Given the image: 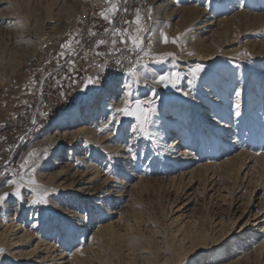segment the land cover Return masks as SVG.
<instances>
[{
    "label": "rangeland",
    "instance_id": "obj_1",
    "mask_svg": "<svg viewBox=\"0 0 264 264\" xmlns=\"http://www.w3.org/2000/svg\"><path fill=\"white\" fill-rule=\"evenodd\" d=\"M81 1L63 0L57 15H54L57 11L54 12L52 6L46 15L42 10V0H5L6 3L0 5V14L20 17L19 22L7 19L0 23V132L6 130L9 137L5 141L8 145H4L0 157V166L12 153L11 159L0 168V184L7 179L21 180V177L26 182L31 177L20 167L21 154L29 146L37 149L50 144L44 136L56 128L54 120L67 109L79 107L88 110L82 122H88L93 128L99 125L104 127L116 115V122L109 124V132L119 137L117 141L114 140L117 143L115 145H122L120 147L128 150L133 160H136L134 162L139 164L137 179L134 180L137 184L129 198H124L126 206L123 202L121 205L120 201L116 202L117 209L120 207L122 211L118 213L117 210L114 216L103 215L102 209L90 210L88 215L85 211L81 212L83 229L76 237L79 240L82 237V245L90 244L91 234L97 227L110 228L118 239L112 243L113 246L101 249L102 252L97 255L93 252H97L96 249L89 250L84 261H79L80 264H99L101 258L110 264H144L145 258L154 249L157 253L168 251L166 255L171 254L173 261L186 257L187 264H212L218 261L214 256L217 246L210 248V240L232 230V211L235 208L239 212L264 209V133L250 130L248 115L244 113L250 106L249 110L257 111L264 121V0H128L127 4L121 3L127 12L122 11L116 17L119 22L117 26L129 27L120 18L132 21L139 10L141 22L149 30L142 35L150 38L152 44L151 48L145 46V51L150 52L149 56L139 53L141 63L147 65V70L139 67L140 82L135 85H153L155 77L160 74L171 71L181 73L174 64L170 65L178 57L172 55L177 48L172 43L175 37H180V47H195V51L202 53L199 56L209 57L193 62L202 68L195 76L181 73L177 86L172 87L182 91L177 102L173 104L163 98L161 104L151 107L146 133L139 132V122L134 116L115 114L113 109L101 106L104 92L122 98L121 106L117 108L124 106L125 92H131L129 99L134 95L145 96L140 95L134 86L120 89V85H115L110 90L108 84L111 81L107 80H101L98 84L86 82L84 85H52L53 82L47 80L42 90L43 103L39 105V83L58 62H62L59 55L61 51L65 52V57L70 54L68 49L61 48L62 44L70 40L74 52L81 45H84L86 52H93L96 60L89 73L94 69L97 75H101L99 64L110 54L123 58L128 66L137 60L132 46L129 44L125 48L120 45L118 37L115 50L110 43V36L104 37L109 41L105 45L97 46L99 38L87 40L85 34L90 25H77V17L87 11L92 15V20L99 23L96 36L104 35V29H110L112 25H108L99 13L109 5L105 0ZM163 5L164 8H160ZM171 8L181 10V17L172 20ZM34 22H38V29L36 33L28 34L32 27L30 24ZM135 27L132 24L129 30L134 31ZM197 27H202L201 32H194L190 42L189 33ZM165 36L168 43L164 42ZM97 52L103 55L97 56ZM157 57H163L162 61L157 62ZM82 64V60H75L74 70H67V75L79 72ZM123 79L120 77L112 81L121 84ZM237 90L244 94L243 100L236 97ZM146 98L148 94L143 99ZM223 99L229 110L212 113L214 107L223 105ZM217 101L220 103L217 104ZM238 102L241 106L239 109L234 107ZM203 105L206 109H203ZM211 115L212 119L207 117ZM198 118L209 126L225 125L227 128L222 133L214 130V127L207 131L197 125ZM164 132L175 134L167 142L185 136L183 138L187 144L183 150L192 155V159L179 171L184 173L182 177L177 173L174 180L172 166L168 165L164 157L163 139L160 138ZM209 132L226 142L234 139V143L219 144L214 149L211 145L203 146V143L212 141ZM111 144L114 145V142L108 143ZM199 154L202 157H198ZM65 155L69 156L67 152ZM38 162L36 155L29 165ZM118 163L124 164L121 157L114 161L102 158L99 162L107 170L106 174H110L109 178L116 177L121 183L129 182L124 174H118L122 171ZM31 221L29 218L25 220L26 229H30ZM244 222L238 223L237 228ZM79 223L68 224L78 229ZM49 226L45 230L50 234L51 243L61 246L67 253L77 248L79 241H73V231L70 232L71 241L66 242L64 238L60 240V234L61 237L64 234L60 233L56 220H52ZM3 230L4 227L0 232ZM205 234L209 237L206 241L208 249L202 244ZM132 239H135V244L130 243ZM93 243L90 245L95 247ZM234 244L237 243L229 239L223 247L231 248ZM230 252L231 249L224 250L223 256H232Z\"/></svg>",
    "mask_w": 264,
    "mask_h": 264
},
{
    "label": "bare ground",
    "instance_id": "obj_2",
    "mask_svg": "<svg viewBox=\"0 0 264 264\" xmlns=\"http://www.w3.org/2000/svg\"><path fill=\"white\" fill-rule=\"evenodd\" d=\"M42 1V10L45 11L46 15L50 13V6H52V9L54 7L53 11H57L54 13V15H57V13L60 11V8L62 7L61 4L63 2V0ZM5 3V0L0 1V5ZM164 6L165 5L161 6L160 8H164ZM176 9L177 8L170 9L172 20L181 17L182 11ZM82 12L83 11H81V13ZM12 15L0 14V23L7 19L18 20L19 22V15H16L15 17ZM30 25H32V27L30 26L31 28H28L29 33H25H36L35 31H37L39 26L38 22H34ZM202 27H197L189 33L190 35L188 38H191L190 42L193 39L192 37H194V32H201ZM188 53L193 54L188 55ZM172 55H177V60L172 58L173 60L171 59V64L170 62L168 63L170 65L174 64L176 69L182 74L191 73L190 70L197 67L195 64H193L194 61H199L202 59L205 60L209 58L199 56L202 55V53L195 51V47L191 48V46L177 47L175 49V53ZM122 77H124V79L121 84H117L116 81H111L108 84L110 86V90H113L116 87L115 85H120V89H126L125 85L131 83L133 84L131 86H134L137 89L136 91H139L140 95L144 94L146 96L148 94V98L143 99L145 97L143 95L141 97L134 95L132 98H130V100L134 101L135 99H141L151 101L150 106L145 105L150 108L161 104L163 98L167 102L174 104L182 96L181 90H174L170 85L164 86L155 83L153 85L138 86L135 85L137 82L134 81L135 78L130 74ZM237 92H239V90H237ZM108 95L109 92H104L102 95V107H107L108 109L112 110L121 106L120 102L122 98H117L111 94V96ZM236 97L239 100H243L244 94L240 93V95H236ZM209 99L206 100L209 101ZM225 102V99L221 100L223 105L214 107V112L212 113L217 114L227 112L229 108L226 106ZM216 103L219 104L220 101H217ZM204 106L205 105L202 106L203 109H206ZM234 107H236V104ZM247 107L248 108L245 109L244 113L248 115L247 117L251 124L249 129L255 131L257 130L259 133L263 134L264 121L260 119L259 113L257 111H251V109L249 110L250 106ZM87 111L81 110L79 107L67 109L57 118V120H54V125L56 128L44 136L45 139L47 137V139L50 140H48L50 144L46 141L48 143H46V146L43 148L38 147L37 149H33L31 146H29L21 154L19 159L20 165L23 163L25 158H27L29 152L35 151L37 153V160L39 162L34 165L35 171H32L33 165H28L22 169L26 175H31L33 178L35 177L37 184L42 186V189L47 190L44 198L48 201V203L32 204L31 200L33 197L30 194L29 187L26 185L22 189L24 199L18 200L15 197L10 196L3 204H0V229L4 227V230L0 232V264H80L79 261L83 260L86 255H88L87 252L89 250L96 249L97 252L93 251L95 254L101 253V249L110 248L113 246L112 243L118 239L116 234L112 232L110 228H105L106 226L103 228L97 227V229L91 234V240L94 241L93 244H95V247L90 245L92 243L91 240L89 242L90 244L85 243L86 245H82V237L80 240L77 239L78 237H76L83 229L82 223L80 222L81 219H83V217H81V212L85 211L88 215L90 210L102 209L103 215L114 216V214H117V212L119 213L122 211L120 207L117 209L116 205L118 204L116 202L120 201L119 205H121V202H123V204L126 206L127 203L124 198L128 199L136 188L137 182L135 184L134 180L137 179L136 169L139 165L134 162L136 160H133L132 155L127 152L128 150L126 151V149H123V147L121 148L120 146L122 145L119 147L115 145L117 143H115L114 140L117 141V138H119L116 134L109 132L106 130V128L101 131V129L104 128L102 125H96L97 127L93 128V126L88 122H82L83 118L87 114ZM207 117L212 119V115ZM196 123L198 126L205 128L207 131L208 128L214 127V130L222 133L223 130L227 128L225 125L224 127H222L223 125L213 126V124L212 126H209L207 123H205V121L201 120V118L196 119ZM208 134L209 137L212 138V141L206 142L205 144L203 141H200L201 144L203 143V146L207 147L208 145H211L212 149H214L219 144L233 145L234 143V139L231 142H226L216 135L213 136L210 132ZM172 136H175V134L171 132H164L160 138L163 139V146H161L164 149V157L169 163L168 165L172 166L171 174L173 176L172 179L174 180L179 175L181 168H183L184 165L192 159V155L188 154L187 150H183L184 145L187 144V140L183 138L185 136H182L180 139L177 138L176 140L167 142ZM180 141H182V143ZM112 142H114V145H108V143ZM66 152L69 155L68 157L65 155ZM118 156L121 157L122 162H124L122 165L121 163H118L120 164L119 169H122V171L118 172V174H124V177L129 179V182L127 183L119 182L116 177L109 178L110 174L107 175V170L99 164L102 158H106L107 160L109 159V161H114L115 159L119 158ZM198 157L202 156L199 154ZM113 163L114 162H112V164ZM183 174L180 173L181 177ZM14 179L24 183L23 180H20L19 178ZM130 179H132V181H130ZM5 191L11 192L13 191V188H0V195H2ZM49 217L50 221L48 220ZM28 218L29 220L32 219V221L29 222L31 223L30 229H26L24 226V222ZM52 220H56L57 227L61 230L60 233L63 232L64 234L63 237H61V234L59 233L60 240L61 238H64L66 242L71 241L70 232H74L75 236L73 241H79V245L76 246L77 248L74 251L67 253L62 249L61 246L51 243V240L49 239L50 234L45 229L47 226L50 227L49 225ZM243 220H245L244 224L240 226V228H237L238 223L242 222ZM230 221L233 225L231 231L225 235L221 234V236H218L217 239L216 237H212L210 240L209 247L211 248L214 245L217 246L214 256L219 259L212 264H264V209L261 208L254 212H246V210L239 212L238 209L235 208L232 211V217L230 218ZM71 222L76 224L80 222L78 224V229H75L73 225L69 226L68 223ZM229 239L234 240V243L237 244H234L231 246V248L225 247V249L223 245ZM134 240L135 239H132L131 242H129L135 244ZM202 240H204L202 241V244H204L203 247L208 249L209 247H206V241L209 240L208 235L205 234ZM229 249H231L230 253L233 255L230 256L228 254L223 256L224 250L226 251ZM200 250L202 251L201 247ZM167 253H157V250L154 249L152 254L145 258L144 264L188 263V261H186L188 258L186 257L182 260L177 259L176 261H173L171 254L166 255ZM99 264H110V262L101 258Z\"/></svg>",
    "mask_w": 264,
    "mask_h": 264
},
{
    "label": "snow or ice",
    "instance_id": "obj_3",
    "mask_svg": "<svg viewBox=\"0 0 264 264\" xmlns=\"http://www.w3.org/2000/svg\"><path fill=\"white\" fill-rule=\"evenodd\" d=\"M105 3L108 4L109 7L105 8L103 11H101L99 13V15L105 22H107L108 25H112L111 29L105 28L104 32L106 34V37L107 36L111 37L110 43H111L113 49L114 50L116 49V46L118 43L117 37L119 38V44L123 45L125 48H127L128 45L130 44L132 46V50L135 51L136 55H137L136 65L147 70V65L141 63V58L139 56V53L143 52L144 56H149L150 52L145 51V46H147L148 48H151L152 44H151L150 38L146 37L145 35H142L143 33H146L149 30L146 29L145 26L142 24V22H141L142 17L140 15L139 10H137L135 19L132 21L126 20L123 17L120 18L122 20V22L125 25H129V27L132 24L136 25L135 30L130 31L129 27L121 28V27L117 26L119 22L116 19V17L119 15V13L121 11H124L125 13L127 12V8L121 9L120 4L121 3L127 4L128 0H105ZM89 35L95 36L97 34H96V32L89 31ZM108 42L109 41L107 38H101L96 43H97V46H99V45H105ZM164 42L168 43V38L166 36L164 37ZM72 43L73 42L70 40L67 43L62 44L61 48L62 49H68L70 51L71 55H75V52L71 49ZM75 43L79 44L80 41H76ZM172 43L176 44L177 47H180L181 46L180 37L178 36V37L173 38ZM192 54L193 53H188V55H192ZM59 55H60L61 59H66V62L69 65L68 71L69 72L73 71L74 67H75V61H73L71 59H67L65 57L64 51H61ZM96 55L102 56L103 53L97 52ZM245 55H247V53H245ZM162 59H163V57H157L156 58L157 62H161ZM116 63H117V65H119L120 61L117 60ZM57 67H61L59 62L57 64ZM190 71H191L192 75L195 76L198 72L202 71V68L197 66L196 68L191 69ZM129 74L133 77H136L137 83L140 82V80H139L140 73L135 71L133 68H130ZM101 79H102V77L100 75H97L95 77L89 76L87 78V83L98 84L101 81ZM180 79H181V74L179 72L171 71V72H167L164 74H160L158 77H155L154 82L163 84L164 86L170 85L172 87H176L177 83ZM125 87L130 88L131 85L126 84ZM236 95H240V93L237 92ZM129 97H131V92H125L124 93V101H123L124 106L120 107V108H114L112 111L115 114H122L123 116H126V117L127 116H134L136 118V120L139 122L138 123L139 131L142 133H146L147 132L146 125L149 122L148 113H149V111H151V108L150 107L145 108L144 106L145 105L150 106L151 101L141 100V99H135L134 101H132L129 99ZM239 107H240V105L237 103L236 108L239 109ZM237 115H239V112H237ZM32 122H33V124L36 123L35 120H33ZM114 122H116V115L113 116L111 121H108L104 125V128H102L101 131H103L105 128L108 131H111L109 124L114 123ZM36 155H37V153L35 151L29 152L27 158H25V160L20 165V167L25 168L26 166H28L30 164V162H32V158L35 157ZM32 171L33 172L35 171L34 164L32 167ZM22 179L23 178L21 177V180ZM26 185L29 187L30 194L33 197L31 200L32 204H39V203L46 204V203H48V201L44 198L47 190L42 189V186L37 184V182L34 178L29 177V179L24 183H21L20 181L15 180V179H7L4 181L3 184H0V188H3V187L13 188V191H11V192L5 191V192H3L2 195H0V204H3L10 196H13L18 200L24 199L22 189Z\"/></svg>",
    "mask_w": 264,
    "mask_h": 264
},
{
    "label": "built area",
    "instance_id": "obj_4",
    "mask_svg": "<svg viewBox=\"0 0 264 264\" xmlns=\"http://www.w3.org/2000/svg\"><path fill=\"white\" fill-rule=\"evenodd\" d=\"M121 9H123V4H120ZM122 14V11L120 12ZM76 24H89L90 28L87 29V33L85 34L87 40H91L94 38H104L106 37V34L100 35V36H90L89 31L96 32V29L99 27L98 21H93L92 20V15H90L87 11H84L82 15L77 17L76 19ZM111 29V28H110ZM87 54V56L85 55ZM67 59H71L73 61L77 60H82V65L80 67L79 72H75L73 74L67 75V70L69 65L66 62V59H63L61 63V67H55L49 73L43 76L42 80L39 83V91H38V102L39 105L43 103L42 99V90L43 86L46 85V81L48 82L52 81V85H84L87 82V78L89 76V72L95 63L96 58L93 55V52H86L84 49V45H81L78 50L75 52V55L69 54ZM119 60L120 64L117 65L116 61ZM98 66V65H97ZM100 69H101V80H107V82L116 80L122 76H125L129 74V69L133 68L135 71L138 70V65H136V62L133 63V65L128 66L124 59L119 57L118 55H113L110 54L107 56L106 60L101 62L99 64ZM4 92L6 91L5 88L2 89ZM20 140L17 141V143ZM17 145V144H16ZM16 147V146H15ZM11 155H8L7 158H5L4 163L1 164L0 168L3 167L4 164H6L9 159H11Z\"/></svg>",
    "mask_w": 264,
    "mask_h": 264
},
{
    "label": "crops",
    "instance_id": "obj_5",
    "mask_svg": "<svg viewBox=\"0 0 264 264\" xmlns=\"http://www.w3.org/2000/svg\"><path fill=\"white\" fill-rule=\"evenodd\" d=\"M97 75V72H95L94 71V69L91 71V73H89V76H92V77H95ZM88 76V77H89ZM24 81V80H23ZM34 84H36V83H34ZM32 85H33V83H32ZM7 133H6V130H2L1 132H0V157L2 156L1 154H2V152H3V150H4V147L6 146V145H8L7 143L8 142H6L5 143V141H8V139H9V137H8V135H6ZM4 141V142H3ZM5 145V146H4Z\"/></svg>",
    "mask_w": 264,
    "mask_h": 264
}]
</instances>
